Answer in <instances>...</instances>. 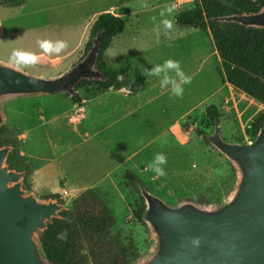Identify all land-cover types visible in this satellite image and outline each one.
Instances as JSON below:
<instances>
[{
    "label": "rangeland",
    "instance_id": "374dc122",
    "mask_svg": "<svg viewBox=\"0 0 264 264\" xmlns=\"http://www.w3.org/2000/svg\"><path fill=\"white\" fill-rule=\"evenodd\" d=\"M111 1L114 0H98L94 8L100 10L108 6ZM135 1V7L130 5L121 7L123 10L127 9L126 11L135 9L137 14L136 21L129 22V19H126L125 24L128 25L123 38L133 42L122 48L129 50L130 53L136 52L135 60L133 57L128 58L130 68L134 70L132 82L143 90L152 88L153 94L158 98L155 104L167 109L168 124L164 126L162 123L159 124L157 132L152 136L154 141L148 145L145 144L144 150L137 157L125 159L126 164L119 167L113 182L110 180L101 182L95 190L113 216L115 225L112 232L119 234L124 241H130L136 245L141 257L133 264H143L154 253L156 240L151 227L144 220L141 223L135 217L138 206L142 201L145 202L141 189L171 207L192 204L200 209L213 210L228 202L237 186L239 172L234 163L208 140L214 134V126L205 124V111L211 105L216 106L220 113L218 126L221 138L229 143L242 144L254 140L252 125L264 112V107L225 82L220 73V59L212 46L208 31L181 29L175 27L173 23L172 28L165 29L160 23L164 18L172 22L176 13L191 9L194 4H198L203 10L212 8L216 5L213 0ZM29 7L19 9L7 5L0 6V61L34 76L58 77L78 62L82 57L83 48L78 55L75 54L67 62H63L67 69L59 70L51 68L38 70L40 68L37 66L18 61L12 56L14 50L33 54L41 50L36 42L38 33H28L36 42L32 45L24 38V31L21 29L25 20L21 17L29 11ZM159 7L162 9L157 10ZM169 8L172 9L171 12L167 11ZM161 12H164V17L160 15ZM120 44V40H115V45H112L113 51ZM68 48L66 46L56 54L65 53ZM120 50L122 49H118V52ZM113 55L111 51L106 58ZM166 59L179 61L181 70L186 76L191 77V82L183 85L184 91L179 98L170 95L171 84H166L164 88L160 87L159 80L163 79V76L144 75L145 71L151 70L157 64H162ZM93 90L95 91L93 87H88L76 93L79 91L90 93ZM67 97L71 99L67 94H60L25 98L5 97L1 100L0 108L3 109L6 104L8 117L6 120L2 115L3 125L7 129V136L19 142L20 155L21 129L12 122H20L27 129L33 124L32 114L41 116L40 109L46 119L55 118L66 121L72 109ZM171 116H173L172 119ZM99 128L100 126L96 124L90 127L92 130ZM197 130L202 131L204 136H198ZM41 135L38 141L42 147L41 150L49 152L52 158V141L43 133ZM94 149L96 148L88 153L82 151L77 159L92 165L101 163V154L96 153ZM60 151V148L56 149L57 153ZM157 153H163L166 157V163L162 165L165 171L163 176H157L147 168V164ZM71 159L73 160V157L70 156L58 160L55 158L51 162V167L58 172L70 169ZM28 166L34 169L36 165L28 163ZM128 171L136 176L140 184L128 178ZM27 193L34 194L32 191ZM34 196L41 202L48 201L43 199L42 195L34 194ZM201 197L206 198L208 204L200 203L198 200ZM73 200H65L62 208H70Z\"/></svg>",
    "mask_w": 264,
    "mask_h": 264
},
{
    "label": "water",
    "instance_id": "95a60500",
    "mask_svg": "<svg viewBox=\"0 0 264 264\" xmlns=\"http://www.w3.org/2000/svg\"><path fill=\"white\" fill-rule=\"evenodd\" d=\"M218 21L264 28V8ZM98 53L99 35L80 61L55 78L30 75L0 63V103L5 97H73L80 81L103 80L96 69ZM3 122L0 111V125ZM208 140L239 172L232 197L216 209L205 210L192 204L171 207L141 189L146 205L143 220L156 240L154 253L143 264H264V127L252 142L238 144L224 141L215 122ZM10 151L7 146L0 148V264H51L38 234L58 217L62 205L53 200L41 202L22 188L24 173L6 165Z\"/></svg>",
    "mask_w": 264,
    "mask_h": 264
},
{
    "label": "crops",
    "instance_id": "0c3cea01",
    "mask_svg": "<svg viewBox=\"0 0 264 264\" xmlns=\"http://www.w3.org/2000/svg\"><path fill=\"white\" fill-rule=\"evenodd\" d=\"M67 1L26 0L22 6L17 7L25 9L30 6L29 11L21 17L25 18L21 29L24 31V38L32 45L37 41L31 39L28 33L35 32L39 35L38 40L50 41L53 44L56 41H63L69 47L68 51L61 54H48L42 50L34 53L37 56V61L30 64L40 68L38 70L66 68L63 62H67L70 57L75 54L78 55V52L82 48L84 49L88 41L89 30L101 13H113L122 18L124 22L126 19H129V22L130 20L136 21L135 9L128 11L121 9V7L124 8L128 5L134 6L135 0H114L100 10L94 8L98 0ZM160 9L162 7L157 8V10ZM176 15L177 13L172 18L175 27H177L175 24ZM127 25L125 24L124 32L113 40L110 48L105 52L104 60L111 67L124 70L126 74L132 77L134 70L130 68L131 64H129L128 58L133 57L135 60L136 52L130 53L129 50L122 48V46L133 42L123 38ZM117 39L120 40L121 44L113 51L112 45H115ZM212 46L216 52L213 42ZM39 49L41 48L39 47ZM118 49L122 50L118 52ZM111 51L114 55L109 57L110 59L106 58ZM205 59L206 57L203 58V61ZM0 63L24 72L11 64L3 61ZM43 77L53 76L44 75ZM76 94L79 97V103H74L67 97L72 109L66 121L55 118L46 119L40 109L41 116L37 117L35 113L32 114L33 124L27 129L20 122H12V124L20 126L21 129L19 135L22 142L21 156L27 164L36 165L30 175L31 188L35 195L58 194L65 201L75 199L87 189H95L101 182H107V180L113 182L119 167L126 164L125 159L137 157L144 150L145 144L148 145L154 141L152 136L157 132L159 124L162 123L163 126L168 124L167 109L155 104L158 98L153 94L150 87L138 94H130L126 90H114L112 88L102 92L93 90L90 93L86 91L81 93L79 91ZM36 96H23L21 98ZM5 107L6 104L3 109L0 108V111L7 120ZM80 110L83 112H79ZM78 112L80 113L78 120L72 121L71 117ZM172 118L173 116H171ZM95 124L100 128L90 129ZM41 133L52 141V158L58 160L66 156L73 157L70 169L61 172L52 169L51 162L54 159L51 160L49 152L41 150L42 147L38 142ZM58 148L61 149L59 153L56 152ZM93 148H96L94 149L96 153L101 154V163L92 165L77 159L82 151L88 153Z\"/></svg>",
    "mask_w": 264,
    "mask_h": 264
},
{
    "label": "trees",
    "instance_id": "16d2710c",
    "mask_svg": "<svg viewBox=\"0 0 264 264\" xmlns=\"http://www.w3.org/2000/svg\"><path fill=\"white\" fill-rule=\"evenodd\" d=\"M12 7L22 6L26 0H1ZM216 5L203 10L198 4L191 9L179 11L175 24L181 29L208 31L220 59V73L225 82L233 89L242 92L264 107V28L245 27L237 23L218 21L233 15L256 14L264 8V0H213ZM125 29L122 18L110 12L101 13L93 22L88 41L84 46L82 57L88 53L92 40L99 35V53L96 69L103 75V80H82L76 87L80 89L93 87L96 92L108 89H125L130 94H138L143 88L133 84L131 76L124 70L111 67L104 60L105 52L113 40ZM79 103L78 95L71 97ZM208 126L220 121L216 106H209L206 111ZM264 127V112L252 125L253 137ZM196 134L204 136L202 131ZM10 147L6 165L9 170L24 173L22 188L31 192L30 175L32 169L20 155L19 142L7 136V129L0 125V148ZM127 176L134 183L140 184L136 176L128 172ZM43 199L56 201L64 205L65 201L58 194L42 196ZM208 204L206 198L198 200ZM145 202L138 206L135 217L143 223ZM115 221L107 206L95 189L80 193L71 203L70 208L63 209L58 217L39 232L38 239L46 259L51 264H133L141 255L133 242L124 241L119 234L112 232Z\"/></svg>",
    "mask_w": 264,
    "mask_h": 264
},
{
    "label": "clouds",
    "instance_id": "9594fccd",
    "mask_svg": "<svg viewBox=\"0 0 264 264\" xmlns=\"http://www.w3.org/2000/svg\"><path fill=\"white\" fill-rule=\"evenodd\" d=\"M167 11L171 12L172 9L169 8ZM160 15L164 17V12H161ZM160 23L165 29L172 28V22L167 18L162 19ZM37 44L43 52L48 54L59 53L64 47H66L63 41H56L55 44H53L50 41L38 40ZM12 56L16 58V60L26 63L34 64L37 61V56L30 52L14 50ZM144 75L155 77L163 76V79L159 80L160 87L164 88L166 84H171L170 95L177 98L181 97L183 94V85L191 82V77L186 76L181 70L179 61L173 59H166L162 64L155 65L151 70L145 71ZM165 163V155L163 153H157L153 160L147 164V168L153 171L157 176H163L165 175V171L162 165Z\"/></svg>",
    "mask_w": 264,
    "mask_h": 264
},
{
    "label": "built area",
    "instance_id": "2783aa9c",
    "mask_svg": "<svg viewBox=\"0 0 264 264\" xmlns=\"http://www.w3.org/2000/svg\"><path fill=\"white\" fill-rule=\"evenodd\" d=\"M79 112H83V110H80ZM79 112H78V114H76V115H74V116L71 117V120H72V121H77V120H78V117H79V115H80Z\"/></svg>",
    "mask_w": 264,
    "mask_h": 264
}]
</instances>
